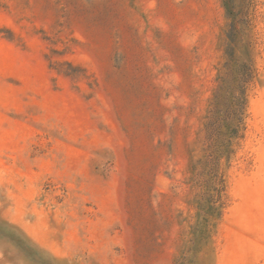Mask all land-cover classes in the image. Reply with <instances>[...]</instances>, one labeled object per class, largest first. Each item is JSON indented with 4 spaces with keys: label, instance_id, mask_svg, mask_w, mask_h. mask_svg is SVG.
I'll list each match as a JSON object with an SVG mask.
<instances>
[{
    "label": "rangeland",
    "instance_id": "374dc122",
    "mask_svg": "<svg viewBox=\"0 0 264 264\" xmlns=\"http://www.w3.org/2000/svg\"><path fill=\"white\" fill-rule=\"evenodd\" d=\"M0 264H264V0H0Z\"/></svg>",
    "mask_w": 264,
    "mask_h": 264
},
{
    "label": "trees",
    "instance_id": "16d2710c",
    "mask_svg": "<svg viewBox=\"0 0 264 264\" xmlns=\"http://www.w3.org/2000/svg\"><path fill=\"white\" fill-rule=\"evenodd\" d=\"M234 28L235 30H237V26L235 25V22H234ZM244 73H242L241 75L238 76V79L237 81L240 83L241 82H247V80L250 78L251 76V72H250V69L248 67H244ZM229 77L227 78H230L232 77V71H229V74H228ZM231 79H234L233 77ZM247 79V80H246ZM235 80V79H234ZM224 82H225V79L223 80V84H222V87H220V91H218V96L216 98L219 99V97H221V93L224 92ZM233 103H232V107H230V114L232 116V118H230L229 122H228V127H231L236 120H238V115H239V108L242 107V104L243 103V99L241 96H234L233 97ZM216 112H217V107H215L214 109H212L210 111L211 113V116H210V120L208 121V127L210 126L209 130L211 132V128H212V125H213V121L215 119V115H216Z\"/></svg>",
    "mask_w": 264,
    "mask_h": 264
}]
</instances>
